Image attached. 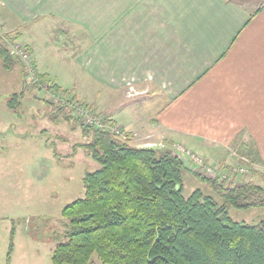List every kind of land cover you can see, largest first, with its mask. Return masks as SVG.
<instances>
[{
    "label": "crops",
    "instance_id": "1",
    "mask_svg": "<svg viewBox=\"0 0 264 264\" xmlns=\"http://www.w3.org/2000/svg\"><path fill=\"white\" fill-rule=\"evenodd\" d=\"M0 21L33 49L39 72L64 89L77 88L59 83L47 65L68 66L123 100L132 86L135 98L162 101L145 122L135 110L123 118L104 104L126 130L137 120L153 130L152 123L169 133L164 146L176 143V134L198 152L191 139L204 142L223 130L264 163V7L238 0H0Z\"/></svg>",
    "mask_w": 264,
    "mask_h": 264
},
{
    "label": "rangeland",
    "instance_id": "2",
    "mask_svg": "<svg viewBox=\"0 0 264 264\" xmlns=\"http://www.w3.org/2000/svg\"><path fill=\"white\" fill-rule=\"evenodd\" d=\"M238 1L249 7L252 5L254 9L259 5L264 7V0ZM19 36L17 32H9L0 21V37L9 52L13 53L14 44L24 46L29 52V58L25 61L13 54L10 68L4 66V60L0 57V264H53L52 253L65 233L62 210L67 204L84 196L85 173L100 168L81 147L89 142L82 135L81 129L72 122L57 123L52 120L53 104H61L72 112L73 117L85 120L87 126L106 128L111 132V128H116L122 134L117 135L120 140L132 146L170 150L178 157L185 148L192 156L199 157L210 170L200 167L201 163L195 159L192 161L191 157L189 160L180 157L186 167L183 181L186 196L197 189L205 195H213L210 186L195 174L208 180L223 182L224 179L221 180L220 177L224 178L225 173L233 176L235 167L240 164L241 167L244 166L245 162L241 157L251 161L248 163L249 173H242V180L234 185L254 182L264 188V163L253 158L247 149L238 145L235 147V143L229 140V133L223 130L217 133L213 131L209 135L211 139H205L202 143L191 139V142L194 141L192 144L201 148L198 152L176 134H172L176 143L164 146V138L169 133L165 134V129L154 127L152 123L150 126L153 130H150L149 124L141 123V120H137L136 126L131 130L115 123L103 108L104 104L123 111L120 112L123 118L128 117L129 111L135 110L142 117V122H145L156 116L151 110H156L162 103L149 101L148 104L142 98H135L132 86L128 88V95L123 100L118 92L83 78L84 74H78L79 71L77 74L81 78L73 75L68 66L65 69L64 66L49 64L46 67L51 69L53 77H61L59 83L76 85L77 88H66L71 93L67 99L51 93L50 85L40 79L42 74L34 62L33 49ZM64 45H67L66 41L60 46ZM21 93L17 110H10L7 102L13 95ZM110 94L112 96L108 97ZM74 96L76 98L72 99ZM78 109L95 116L102 127L88 124L86 117L78 114ZM115 118L120 123L116 115ZM109 120L113 121V126L108 125ZM221 139L233 146L219 143ZM231 148L235 149L234 153ZM208 174H215L216 178H209ZM240 174L239 171L238 176ZM229 212L235 221L241 223L255 224L264 218V207L247 210L231 208ZM11 243L14 244L13 248L10 247ZM92 262L103 264L96 255Z\"/></svg>",
    "mask_w": 264,
    "mask_h": 264
},
{
    "label": "trees",
    "instance_id": "3",
    "mask_svg": "<svg viewBox=\"0 0 264 264\" xmlns=\"http://www.w3.org/2000/svg\"><path fill=\"white\" fill-rule=\"evenodd\" d=\"M0 57L10 68L14 55L1 37ZM40 79L51 93L70 97L47 75ZM22 94L10 98V110H17ZM52 108L54 122L81 129L89 139L81 147L100 165L85 173L84 196L62 210L65 233L52 253L53 264H93L95 255L103 264H264V218L241 223L229 212L264 207L262 186L195 174L213 195L197 189L186 196V167L170 150L132 146L106 128L87 126L61 104Z\"/></svg>",
    "mask_w": 264,
    "mask_h": 264
},
{
    "label": "built area",
    "instance_id": "4",
    "mask_svg": "<svg viewBox=\"0 0 264 264\" xmlns=\"http://www.w3.org/2000/svg\"><path fill=\"white\" fill-rule=\"evenodd\" d=\"M4 38V37H3ZM12 54H15L18 58H20V59H22V60H27L28 58H29V52H28V49L27 48H25L24 46H22V45H20V44H14L13 46H12ZM78 114H80V115H84L85 117H86V121H87V123L88 124H93V125H97V126H99V127H102V123L101 122H99V121H97L96 119H95V116H93V115H89V114H87L86 112H85V110H83V109H78ZM83 116V117H84ZM85 121V120H84ZM111 130H112V132L113 133H115L116 135H118V136H121L122 134L121 133H119L117 130H116V128H111ZM180 157L182 158H187V160H189V157H191L190 159L193 161V159H195L197 162H200L201 164H200V167H204V169H207V170H210L209 168H206V165H204L203 164V162H202V160L199 158V157H196L195 155H191L190 154V152L188 151V150H186L185 148L182 150V152L180 153ZM182 158V159H183ZM184 160V159H183ZM241 160L242 161H244L245 162V164H244V166L243 167H241V164H240V166L238 167H235L234 169V171H233V176H230V173H225V176H224V178H222V177H220L221 178V180H227L229 177H230V182H233V184L234 183H239V181H241L242 180V176H243V174L242 173H244V172H246L247 174L249 173V164L248 163H250L251 161L249 160V158L247 159V158H245V157H241ZM239 171L241 172V174H240V176H238V173H239ZM237 173V174H236ZM216 175L215 174H208V176L207 177H209V178H216L215 177ZM238 176V177H237ZM223 180V181H224ZM237 181V182H236ZM220 183H222V182H220Z\"/></svg>",
    "mask_w": 264,
    "mask_h": 264
}]
</instances>
